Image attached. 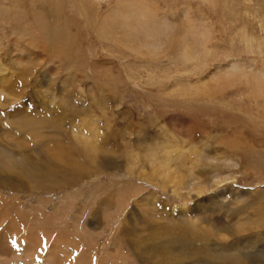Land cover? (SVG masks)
<instances>
[{
    "label": "rangeland",
    "instance_id": "374dc122",
    "mask_svg": "<svg viewBox=\"0 0 264 264\" xmlns=\"http://www.w3.org/2000/svg\"><path fill=\"white\" fill-rule=\"evenodd\" d=\"M263 89L264 0H0V264H264Z\"/></svg>",
    "mask_w": 264,
    "mask_h": 264
},
{
    "label": "bare ground",
    "instance_id": "6f19581e",
    "mask_svg": "<svg viewBox=\"0 0 264 264\" xmlns=\"http://www.w3.org/2000/svg\"><path fill=\"white\" fill-rule=\"evenodd\" d=\"M49 22V21H48ZM230 79V78H229ZM262 86H263V84H262ZM261 87V86H260ZM264 90V89H263ZM263 95V94H262ZM262 95H260V96H262ZM164 165V164H163ZM165 167V166H164ZM169 168V167H168ZM163 186V185H162ZM218 194V193H217ZM220 195H225V193L224 192H220L219 193ZM183 206V205H182ZM175 208V207H174ZM179 210V211H178ZM177 211L178 212H180V213H184V214H188V212H189V210H188V208H187V206H183V207H180L179 209H178ZM217 231V230H216ZM257 234V233H256ZM8 249V248H7ZM20 250V249H19ZM3 252V251H2Z\"/></svg>",
    "mask_w": 264,
    "mask_h": 264
}]
</instances>
